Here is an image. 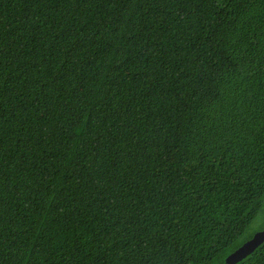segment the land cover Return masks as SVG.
Masks as SVG:
<instances>
[{
  "label": "trees",
  "instance_id": "trees-1",
  "mask_svg": "<svg viewBox=\"0 0 264 264\" xmlns=\"http://www.w3.org/2000/svg\"><path fill=\"white\" fill-rule=\"evenodd\" d=\"M263 205L264 0H0V264H226Z\"/></svg>",
  "mask_w": 264,
  "mask_h": 264
},
{
  "label": "water",
  "instance_id": "water-1",
  "mask_svg": "<svg viewBox=\"0 0 264 264\" xmlns=\"http://www.w3.org/2000/svg\"><path fill=\"white\" fill-rule=\"evenodd\" d=\"M264 243V229L229 254L226 264H238L252 255Z\"/></svg>",
  "mask_w": 264,
  "mask_h": 264
},
{
  "label": "rangeland",
  "instance_id": "rangeland-1",
  "mask_svg": "<svg viewBox=\"0 0 264 264\" xmlns=\"http://www.w3.org/2000/svg\"><path fill=\"white\" fill-rule=\"evenodd\" d=\"M264 229V205L262 211L259 213L258 217L254 220L250 228L248 229L245 238H251L256 233L262 231Z\"/></svg>",
  "mask_w": 264,
  "mask_h": 264
}]
</instances>
